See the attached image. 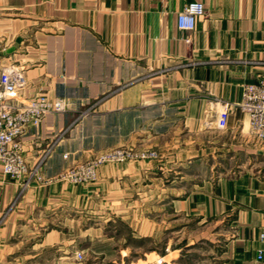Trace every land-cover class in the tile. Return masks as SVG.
I'll return each instance as SVG.
<instances>
[{"label":"crops","instance_id":"1","mask_svg":"<svg viewBox=\"0 0 264 264\" xmlns=\"http://www.w3.org/2000/svg\"><path fill=\"white\" fill-rule=\"evenodd\" d=\"M194 2L206 15L182 31L178 15ZM8 66L24 70L26 94L75 109L23 138L32 166L61 138L45 170L50 184L19 198L0 164V264H88L91 249L125 263L129 239L164 241L171 211L222 227L213 232L225 250L212 264H264V146L238 108L245 85L264 79V0H0V78ZM223 103L230 117L220 131ZM126 126L160 158L103 166L96 184L57 178L64 153L86 160L117 146ZM204 147L237 148L229 173L197 183L203 163L218 162Z\"/></svg>","mask_w":264,"mask_h":264},{"label":"built area","instance_id":"2","mask_svg":"<svg viewBox=\"0 0 264 264\" xmlns=\"http://www.w3.org/2000/svg\"><path fill=\"white\" fill-rule=\"evenodd\" d=\"M206 15L202 3H190L178 15V28L186 32H194L199 19ZM28 79L24 70L8 66L2 69L0 78V164L4 177L18 183L19 198L34 183L46 185L52 179L45 176V170L52 156L59 148L60 139L49 144L37 162L32 166L24 155L23 138L32 131H37L50 116L72 112L74 103L69 99H51L47 95L26 94ZM240 108L249 119L250 132L253 137L264 143V79L257 84L245 85L242 92ZM91 110L80 113L75 121L84 119ZM230 117V105L223 103L218 115L217 128H227ZM70 130L67 129L65 133ZM63 159L66 166L58 179L73 185L91 184L98 179V168L107 163L118 162V151L104 152L86 162H76L67 152ZM1 200V186H0ZM264 242V235L261 236ZM83 261L81 253H77ZM262 252L259 259H262ZM159 258L149 264H163Z\"/></svg>","mask_w":264,"mask_h":264},{"label":"rangeland","instance_id":"3","mask_svg":"<svg viewBox=\"0 0 264 264\" xmlns=\"http://www.w3.org/2000/svg\"><path fill=\"white\" fill-rule=\"evenodd\" d=\"M123 130H124V135L122 137H118L117 146L103 150H97V151L93 150L94 152L92 153V156L86 160L79 159L77 153L69 152L73 156L74 161L86 162L88 160L95 158L97 155L101 153L110 152V151L114 153V151H118V162H112L101 165L98 168V172H97L98 179L91 184H96L99 181V170L103 166L110 164L125 165L130 162L153 161V160H158L160 158V153L157 150L154 149L146 150L139 148V147H146L145 142L147 139L145 137H141V136L135 137V135L137 134L135 132L131 134L129 126L124 127ZM250 135L251 138L255 140L256 143H259L260 145L264 146V143L257 141L253 137L251 132ZM219 139L221 140V138ZM154 143L157 145V146L155 145L154 147H161L162 144L164 143V140L156 139ZM47 148L48 147H46V149ZM234 148L237 147H204L205 153L208 155L207 159L210 161H214L213 159H215V161L218 162H217V166L214 165L213 167H210V164L204 162L203 169L200 173L201 178L198 177L196 178L197 183L200 181L201 182L207 180L210 181V178L212 177L213 179L220 178L226 175L227 173H229L232 170L231 165L233 164V162H231L232 153L230 151ZM210 151H213L214 154L211 157L209 156ZM258 164L256 163L257 167ZM59 180L61 181V179ZM79 185H86V184H79ZM171 217H172L171 226H170L171 228L168 232L165 233L164 241H162L161 239V242L157 245L152 244V241L146 239L145 237L143 238L139 236L138 239H134V238L129 239L128 237H126L129 239L128 242L132 246L131 249L132 258L129 261L127 260L125 261V263L118 261H116V263H104L96 259L97 256L96 254L93 253L91 249L90 252L87 253L86 255L88 264H149L153 261H158L159 258L164 259L163 264H212L213 262L217 261V258L225 250L224 239L221 237L217 239L218 237L217 233L219 232L218 229L220 230L222 227L210 223L200 224V222L194 219H189V218L183 219L180 218V216H178L174 211H171ZM113 225L118 227L117 226L118 224H113ZM215 229L217 230L216 231L217 233L213 232ZM114 230L115 228L113 229L111 235L116 236L118 240V236L120 234ZM116 249L118 252L119 248ZM79 261L84 262L85 257L83 261L81 260Z\"/></svg>","mask_w":264,"mask_h":264}]
</instances>
